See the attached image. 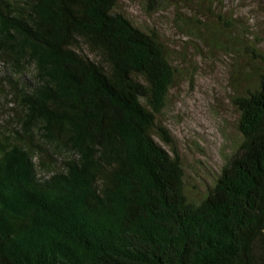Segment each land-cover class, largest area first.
<instances>
[{
	"label": "trees",
	"instance_id": "obj_1",
	"mask_svg": "<svg viewBox=\"0 0 264 264\" xmlns=\"http://www.w3.org/2000/svg\"><path fill=\"white\" fill-rule=\"evenodd\" d=\"M121 1L0 0V264H264L257 34L225 0L209 20L176 13L230 57L238 114V144L194 198L161 120L182 72L152 22L170 0H143L137 20Z\"/></svg>",
	"mask_w": 264,
	"mask_h": 264
},
{
	"label": "rangeland",
	"instance_id": "obj_2",
	"mask_svg": "<svg viewBox=\"0 0 264 264\" xmlns=\"http://www.w3.org/2000/svg\"><path fill=\"white\" fill-rule=\"evenodd\" d=\"M215 1L222 11V0ZM187 2L195 6V11L187 8ZM225 3V13L248 24L264 50V0H225ZM211 4L210 0H170L169 6L166 5L152 20L164 33L182 70L161 120L174 136L184 162L189 191L194 198L206 192L225 156L239 142L236 132L238 114L231 105L228 85L230 57L227 59L221 53V58L215 57L207 45L193 33H185L176 21V13L189 16L191 11L206 15L205 19L209 20L213 16L205 6ZM120 5L136 20L143 19V0H122Z\"/></svg>",
	"mask_w": 264,
	"mask_h": 264
}]
</instances>
